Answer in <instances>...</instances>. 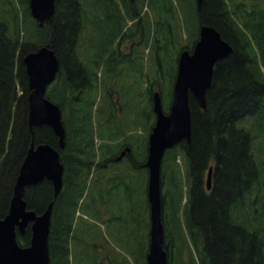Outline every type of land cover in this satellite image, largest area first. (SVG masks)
Listing matches in <instances>:
<instances>
[{"label": "trees", "instance_id": "1", "mask_svg": "<svg viewBox=\"0 0 264 264\" xmlns=\"http://www.w3.org/2000/svg\"><path fill=\"white\" fill-rule=\"evenodd\" d=\"M54 1L51 18L39 25L30 15L28 0H0V218L8 211L29 144L32 139L46 141L59 150L62 187L54 196L51 181L42 179L26 186L24 197L37 212L52 201L49 264H104L105 259L147 264V246L136 244L129 250L130 260L108 243L103 231L96 232L100 225L94 217L100 212L104 219L111 208H118L119 203L110 204L111 198L136 200L134 216L146 224L149 239L144 161L147 132L154 122L143 133L127 134L111 107L106 108L108 115L100 112L102 100L106 97L110 106L115 86L131 88L120 76L125 70L135 82L142 76L149 80L142 48L134 55L119 51L125 35L135 34L143 24V49L155 54L167 112L178 50L190 51L199 26L209 24L232 51L215 63L205 107L189 94L190 140H180L163 154L164 248L169 264H264V0H142L141 6L135 0ZM142 4L147 11L142 12ZM153 15L156 20L145 26ZM129 19L135 21L125 28ZM110 22L116 23L112 32ZM86 35L92 43L83 54ZM45 44L52 46L60 63L45 96L61 108L63 148L50 126H33L32 135L28 123L29 87L22 57ZM90 88L92 95L87 96ZM148 91L152 99L151 87ZM143 105L142 115L150 118L151 103ZM125 146L130 150L116 158ZM120 162L126 167L111 170ZM30 234L28 225L17 239L28 244Z\"/></svg>", "mask_w": 264, "mask_h": 264}, {"label": "water", "instance_id": "2", "mask_svg": "<svg viewBox=\"0 0 264 264\" xmlns=\"http://www.w3.org/2000/svg\"><path fill=\"white\" fill-rule=\"evenodd\" d=\"M200 4L201 0H197ZM29 12L42 25L50 19L54 0H28ZM232 51V45L209 24H201L198 38L191 51L182 48L177 57V68L172 86L169 109L164 111L160 92L152 93V110L155 120L147 138L146 197L149 203V242L147 264H168L164 248V225L161 202V160L165 150L182 139L191 137V110L189 94L202 108L206 105V90L211 84L215 63ZM28 79V123L32 135L33 126L48 125L58 137L59 148L64 147L65 127L62 111L57 103L45 96L47 86L59 70V59L50 44L38 46L22 57ZM125 146L116 158L129 151ZM64 165L57 147L49 142L32 139L20 163L7 213L0 218V264H49L48 236L51 222L52 201L37 212L27 206L25 188L42 179H48L56 196L63 183ZM212 165L206 174V186L212 181ZM30 226L28 244H20L17 233Z\"/></svg>", "mask_w": 264, "mask_h": 264}, {"label": "rangeland", "instance_id": "3", "mask_svg": "<svg viewBox=\"0 0 264 264\" xmlns=\"http://www.w3.org/2000/svg\"><path fill=\"white\" fill-rule=\"evenodd\" d=\"M139 6H141L142 0H135ZM147 11L146 5L143 6L142 4V12ZM31 15V14H30ZM153 22L156 20V16L153 15L152 17L149 16V19L145 22V26H147L148 22ZM135 19H129L125 23V28H129L133 25ZM116 23L110 22L109 23V31H113L114 26ZM143 24H140L138 26V30L135 34H130L127 36L125 35V38L121 40L119 45V51L120 53H126L129 51H132V55L135 51H140L142 48V55L143 59L146 61L145 68L147 71H149V80L146 82L145 79L142 77H136L137 82H135L133 79H130L125 72H121L120 76L122 78L125 77V83L130 85V89L128 91L125 90V87H122L120 85L115 86L113 88V99H110L109 101L112 102L110 106H108V101L106 100V97L102 100V105L100 108V112H102L104 115H108L107 113V107H111L113 109V112L116 114L115 119L119 121L121 125H124L126 127V133L131 134L133 131H137L139 134L144 132L145 127H147L150 123H153L155 120L154 112L152 116L146 117L145 115H142V108L144 107V103L147 101L151 103L152 107V99H150V94L148 93V87H151V96L154 90H158L160 92V78L157 77V65H156V57L154 52L151 50L149 53L147 52L148 49L144 48V38L141 34ZM92 29V27L90 28ZM128 30V29H127ZM134 30V27H131V32ZM147 30V27H146ZM93 34H95V30L92 29L91 31ZM130 32V31H129ZM147 36V35H146ZM137 40V42H136ZM86 41L84 42V48L82 50V53H87L86 51V45L87 43L90 44L92 41L90 40V36L86 35ZM184 41V39H182ZM138 43V44H137ZM118 48V47H117ZM182 49V48H181ZM178 50L179 51L181 50ZM176 66H177V60H176ZM144 73V72H143ZM126 74V75H125ZM118 75V74H117ZM116 75V76H117ZM135 75V74H134ZM157 77V78H156ZM117 79V78H116ZM48 88V87H47ZM87 96L92 95L91 88L86 93ZM98 95V93H97ZM161 101L164 105V97L161 94ZM171 99L169 101L170 105ZM153 111V110H152ZM134 119V122H133ZM135 126H133V124ZM147 132V138H148ZM98 142V141H97ZM259 144V143H258ZM117 148V146H115ZM180 161V158L178 159ZM97 160H95V163L93 162V165L96 167ZM125 168L126 163L120 162L116 166L112 167V169L115 168ZM113 174V171H109L107 174ZM133 191H135V186H133ZM162 191V186H161ZM138 193L143 196L142 188L141 190H138ZM139 195V197H140ZM138 197V198H139ZM110 204L119 203L118 208L114 209L111 208L109 211V216L112 217L111 222L109 220L108 214H104L105 217L100 215V212H97L98 216L93 215V217L96 220V223L100 225V228L97 227L98 230L96 232H102L105 237L107 238V241L111 246L115 249L120 251L121 253H124L130 260H132V257L130 255V249L134 248V246L137 244L139 247H145L147 246L148 238L146 237V224H140L137 222V219L134 216V212L138 213V207H137V201L131 199H121L118 201L116 198L109 199ZM129 207H132L130 209ZM134 211V212H133ZM92 213H96V210L91 208ZM239 211L238 213H240ZM123 215L121 218H117L115 215ZM85 217H88L87 214H85ZM126 218V220H125ZM185 260H188V256L184 255ZM70 259L73 262H76V257L72 255V252L70 254ZM79 263V261L77 262ZM104 264H117V263H109L107 259H105ZM196 264V263H195Z\"/></svg>", "mask_w": 264, "mask_h": 264}, {"label": "flooded vegetation", "instance_id": "4", "mask_svg": "<svg viewBox=\"0 0 264 264\" xmlns=\"http://www.w3.org/2000/svg\"><path fill=\"white\" fill-rule=\"evenodd\" d=\"M23 234V233H22Z\"/></svg>", "mask_w": 264, "mask_h": 264}]
</instances>
